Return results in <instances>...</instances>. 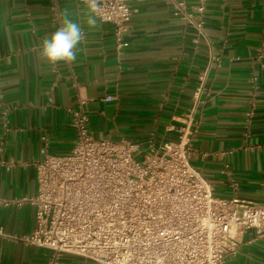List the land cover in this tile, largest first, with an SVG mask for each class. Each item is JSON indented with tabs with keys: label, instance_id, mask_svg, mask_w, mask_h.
<instances>
[{
	"label": "crops",
	"instance_id": "crops-1",
	"mask_svg": "<svg viewBox=\"0 0 264 264\" xmlns=\"http://www.w3.org/2000/svg\"><path fill=\"white\" fill-rule=\"evenodd\" d=\"M130 6L121 43L111 24L88 28L82 2L0 0V264H51L49 250L24 241L35 227L25 200L38 192L35 165L45 153L74 148L80 109L94 139L142 149L177 141L191 119V165L213 194L264 206V0H208L205 38L167 0ZM65 11L84 39L76 61L52 65L40 45ZM59 264L95 263L65 254ZM225 264H264V238L247 232Z\"/></svg>",
	"mask_w": 264,
	"mask_h": 264
},
{
	"label": "built area",
	"instance_id": "built-area-1",
	"mask_svg": "<svg viewBox=\"0 0 264 264\" xmlns=\"http://www.w3.org/2000/svg\"><path fill=\"white\" fill-rule=\"evenodd\" d=\"M130 1L99 0L97 20L113 25L121 43L133 15ZM167 1L205 38L208 0L190 9L186 0ZM205 81L206 74L195 107ZM88 124L82 109L72 113L74 148L64 156L45 153L35 165L38 192L25 200L34 207L35 227L24 241L49 250L51 264L65 254L95 264H225L247 232L264 238V206L216 197L191 165V119L177 141L147 149L96 140Z\"/></svg>",
	"mask_w": 264,
	"mask_h": 264
},
{
	"label": "clouds",
	"instance_id": "clouds-1",
	"mask_svg": "<svg viewBox=\"0 0 264 264\" xmlns=\"http://www.w3.org/2000/svg\"><path fill=\"white\" fill-rule=\"evenodd\" d=\"M84 3L87 8L86 24L90 30L96 29L99 0H84ZM83 39L84 32L80 23L72 18L70 12L65 11L61 27L42 40L39 55L52 65L58 62L72 63L77 59Z\"/></svg>",
	"mask_w": 264,
	"mask_h": 264
}]
</instances>
